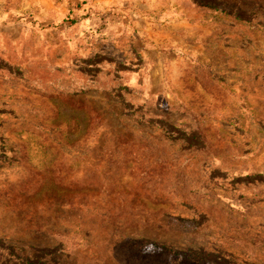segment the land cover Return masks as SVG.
Wrapping results in <instances>:
<instances>
[{
	"label": "rangeland",
	"instance_id": "1",
	"mask_svg": "<svg viewBox=\"0 0 264 264\" xmlns=\"http://www.w3.org/2000/svg\"><path fill=\"white\" fill-rule=\"evenodd\" d=\"M0 264H264V0H0Z\"/></svg>",
	"mask_w": 264,
	"mask_h": 264
}]
</instances>
